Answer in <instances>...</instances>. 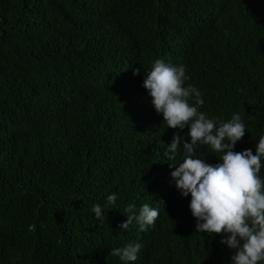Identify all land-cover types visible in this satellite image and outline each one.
I'll list each match as a JSON object with an SVG mask.
<instances>
[{"label": "trees", "instance_id": "obj_1", "mask_svg": "<svg viewBox=\"0 0 264 264\" xmlns=\"http://www.w3.org/2000/svg\"><path fill=\"white\" fill-rule=\"evenodd\" d=\"M156 59L185 66L217 124L239 113L233 150L255 154L264 0H0V264H125L111 250L133 242L128 264H232L220 235L195 231L190 196L172 182L183 147L167 160L177 130L142 86ZM145 203L155 224L120 229L125 208Z\"/></svg>", "mask_w": 264, "mask_h": 264}, {"label": "clouds", "instance_id": "obj_2", "mask_svg": "<svg viewBox=\"0 0 264 264\" xmlns=\"http://www.w3.org/2000/svg\"><path fill=\"white\" fill-rule=\"evenodd\" d=\"M140 69H134L133 75ZM189 79L184 65L166 63L156 59L145 75L143 87L151 97L156 113L174 132L167 145L165 156L175 161L180 146L183 147L181 163H170L172 182L182 197H189V209L195 218V231L216 234L222 238L221 244L234 250L232 264H262L264 262V180L258 175L264 158V135L251 149L234 151V146L242 139L246 128L239 113L227 121L209 118L199 111L204 104L202 93L185 82ZM191 101V102H190ZM187 128L186 136L180 130ZM187 137V138H186ZM200 146L210 147L220 156L215 164L196 157ZM116 194L107 196V204L115 203ZM96 219L104 221L102 206H93ZM127 219L119 225L128 229L135 220L141 231L152 226L158 219V209L145 203L136 214L135 205L129 204L125 210ZM142 245L128 243L122 248H113L111 254L128 264L138 258Z\"/></svg>", "mask_w": 264, "mask_h": 264}]
</instances>
